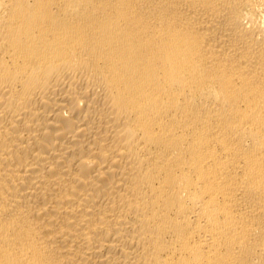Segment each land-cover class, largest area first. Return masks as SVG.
<instances>
[{"label":"bare ground","instance_id":"obj_1","mask_svg":"<svg viewBox=\"0 0 264 264\" xmlns=\"http://www.w3.org/2000/svg\"><path fill=\"white\" fill-rule=\"evenodd\" d=\"M0 264H264V0H0Z\"/></svg>","mask_w":264,"mask_h":264}]
</instances>
